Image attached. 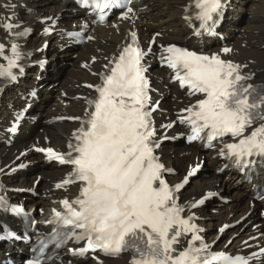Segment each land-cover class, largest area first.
Returning <instances> with one entry per match:
<instances>
[{"label": "snow or ice", "instance_id": "1", "mask_svg": "<svg viewBox=\"0 0 264 264\" xmlns=\"http://www.w3.org/2000/svg\"><path fill=\"white\" fill-rule=\"evenodd\" d=\"M127 3L130 0H82V6L101 11L110 6L126 8L121 19L133 13ZM193 6L197 10L194 17L186 15L185 20L191 22L194 18L200 22L201 30L210 32L217 23L215 17L221 13L222 0H193ZM4 19L11 21L12 17ZM104 19L101 15V22ZM17 26L10 22L3 25L9 32ZM131 35L132 42L112 61L114 67L102 75L103 83L94 86L98 97L89 101L94 108L86 112L87 119L74 133L75 145L69 143L66 154L55 153L52 148L36 149L71 166L63 184L81 185L75 200L61 201L64 211L53 209L54 217L49 223L57 227L50 239L60 238L57 247L68 239L86 241L84 247L70 250L79 255L99 251L118 256L129 252V264H252L264 258V248L249 256L210 251L191 211L204 199L185 206L176 196L196 169H190L184 181L174 186L163 178V172L172 170L165 169L154 154L159 147L151 119L155 109L148 107V84L143 75L142 60L151 49H141L136 34ZM3 49L0 44V53ZM221 51L228 54L232 50L225 47ZM11 52L12 57H5L7 68L0 65V76L15 80L12 69L19 67L17 61L21 59L17 44H12ZM161 58L174 71L180 86L187 87L189 95L202 96L181 110L187 115L177 117L190 127L189 141L206 139L211 146L213 141L230 136L233 142L224 144L221 156L233 159L239 166L252 164L253 156L264 158V84L249 82L253 74L242 72L246 65L222 59L218 53L203 55L175 45L164 48ZM174 123L161 127L171 128ZM248 129L251 131L246 135ZM4 205L0 197V206ZM40 244L42 254L47 243ZM28 264H41V260L37 257Z\"/></svg>", "mask_w": 264, "mask_h": 264}, {"label": "bare ground", "instance_id": "2", "mask_svg": "<svg viewBox=\"0 0 264 264\" xmlns=\"http://www.w3.org/2000/svg\"><path fill=\"white\" fill-rule=\"evenodd\" d=\"M8 4L15 7L9 9L6 7ZM184 6V0H137L132 6L134 14L130 13L128 19L114 18L112 23L108 21L107 26L90 28L88 36L92 40L81 46H70L69 39L61 29L83 22L80 19L83 13L73 5L60 0H0V40L5 45L13 42L22 46L32 60L45 62V70L33 65L20 83L8 87L0 106V169L3 168V173L13 166L28 163L24 171L2 176L8 188L14 189L9 193L13 202L29 209L48 210L57 206L61 199L73 195L75 189L56 187L65 179L68 170L48 162L45 155L36 149L49 147L65 150L71 132L75 129V123L66 118L82 113L86 104L79 95L84 97L89 94L87 85L95 82L91 73L100 69L129 31L138 34L145 44L154 32L156 39L162 42L185 38L189 30L183 20ZM245 10L249 16L246 19L242 13ZM5 17L12 19L7 21ZM7 22L18 26L9 33L3 27ZM46 28L53 29V34L45 35ZM25 29H30L28 36L14 35ZM221 31L226 37L225 44L214 41L208 54L218 53L223 59L246 65L242 69L253 74L252 81L264 83V0H233ZM190 43L195 41L190 40ZM225 47L232 51L224 54L221 50ZM3 59L0 56V65ZM164 71L152 68L153 82L162 92V106L167 110L160 115V125L175 123L161 132L176 134L180 131L175 112L183 108L186 99L174 84H169L164 78ZM31 88L36 90V99L31 97ZM29 99L33 107L13 138L5 130L13 120L11 114L22 106L23 100ZM58 117L62 120L51 121ZM161 154L164 162L176 170L171 177L175 182L201 159H206V170L198 173L185 186L181 199L189 205L210 190H216L226 197L223 203L211 202L201 208L191 209L197 215L200 226L206 227L202 233L209 242L217 237L222 224L229 223L234 225L217 239L218 248L239 249L242 242L252 235H257V238L246 244H253L254 249L264 245V220L260 217V205L251 201L248 186L241 182V177L236 179L230 172L225 180L221 178L218 173L221 161L215 152L201 153L195 145L184 146L175 142L166 144ZM37 179L39 181L31 194L30 189ZM242 218V222L238 223ZM253 224L259 225L253 228ZM230 238L232 241L227 244ZM262 260L264 264V258ZM60 264L67 263L64 260ZM70 264L77 263L73 260ZM83 264L128 262L127 258L121 257L103 259L100 263L86 261Z\"/></svg>", "mask_w": 264, "mask_h": 264}, {"label": "rangeland", "instance_id": "3", "mask_svg": "<svg viewBox=\"0 0 264 264\" xmlns=\"http://www.w3.org/2000/svg\"><path fill=\"white\" fill-rule=\"evenodd\" d=\"M256 1V0H255ZM243 13V18L244 19H246V18H248L249 16L246 14L247 12H246V10L244 11V12H242ZM238 32V31H237ZM206 167H207V165H206V162H205V164L203 165V169H202V172H204L205 170H206ZM201 172V173H202ZM230 190V189H229ZM230 191H232V190H230Z\"/></svg>", "mask_w": 264, "mask_h": 264}]
</instances>
